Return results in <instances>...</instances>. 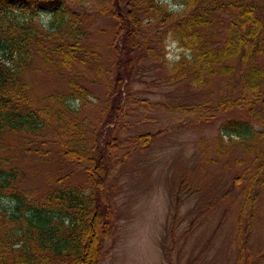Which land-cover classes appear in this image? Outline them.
I'll return each mask as SVG.
<instances>
[{
  "label": "trees",
  "instance_id": "16d2710c",
  "mask_svg": "<svg viewBox=\"0 0 264 264\" xmlns=\"http://www.w3.org/2000/svg\"><path fill=\"white\" fill-rule=\"evenodd\" d=\"M89 1L0 0V264H99L113 231L112 171L153 140L149 131L121 138L125 150L119 156L110 146L123 118L126 126L122 84L139 64L170 86L186 79L203 88L217 77H235L217 104L183 101L176 110L197 115L194 123L208 122L215 115L210 109L244 111L250 119L221 121L218 155L232 147L252 156L249 190L264 187V0H174L177 8L161 0H100L97 13L115 21L111 66L100 62V51L89 42L88 7H77ZM42 7L51 8L47 23L37 19ZM165 39L182 50L177 60L164 58ZM36 58L71 73L68 94H49L44 105L36 104L24 77ZM85 68L109 75L108 111L95 126L82 114L93 96L80 81ZM12 136H21L18 151L38 157L45 153L39 145L57 143L61 161L83 163L86 178L73 183L70 174L60 176L41 194L24 188L20 156L6 154ZM244 212L241 207L237 231L248 240ZM243 245L239 260L257 264L261 255Z\"/></svg>",
  "mask_w": 264,
  "mask_h": 264
},
{
  "label": "rangeland",
  "instance_id": "374dc122",
  "mask_svg": "<svg viewBox=\"0 0 264 264\" xmlns=\"http://www.w3.org/2000/svg\"><path fill=\"white\" fill-rule=\"evenodd\" d=\"M161 1L178 7L174 0ZM67 2L72 4L73 0ZM99 3L100 0H90L77 7H88L85 17L92 31L89 42L100 51V62L111 66L115 21L97 13ZM41 9L37 19L47 23L51 8ZM164 45L165 59L180 57L182 50L175 43L165 39ZM137 66L138 73L133 74L128 85V79L122 84L128 113L126 126L120 125L123 118L111 134L115 139L110 146L119 156L125 150L120 147L121 138L149 131L153 140L146 150L138 148L128 154L125 163L120 161L112 171L113 231L104 243L99 264H242L238 247L243 244L250 246L256 257L261 255L257 264H264V187L249 190L248 167L255 170L252 156L230 147L227 155L219 157L215 143L222 120L250 119L249 116L239 109L219 113L210 109L208 113L215 115L208 122L194 123L197 115L176 110L183 101L189 106L208 100L217 104L236 78L232 81L217 77L203 88L191 87L186 79L170 86L157 71L154 70L155 77L144 73V65ZM84 71L86 76L80 81L92 90L93 96L82 114L95 126L108 111L105 83L109 75L105 72L98 76L87 68ZM70 75L66 69L50 68L36 58L24 77L31 84L36 104L44 105L47 95L70 92ZM10 142L12 146L6 154L20 156L18 163L27 173L24 188L41 194L49 182L60 176L70 174L68 179L73 183L87 176L83 163L61 161L57 143L40 146L39 142L37 146L45 153L38 157L17 150L18 145L22 146L21 136H12ZM238 160L244 161L238 164ZM105 179L108 180L106 175ZM241 207H245L248 240L237 231Z\"/></svg>",
  "mask_w": 264,
  "mask_h": 264
}]
</instances>
